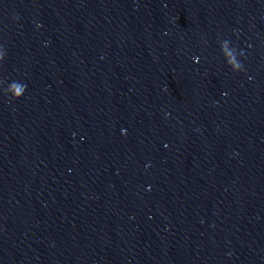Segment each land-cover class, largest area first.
I'll list each match as a JSON object with an SVG mask.
<instances>
[{"label": "clouds", "instance_id": "clouds-1", "mask_svg": "<svg viewBox=\"0 0 264 264\" xmlns=\"http://www.w3.org/2000/svg\"><path fill=\"white\" fill-rule=\"evenodd\" d=\"M17 92H19V89H17ZM15 94V93H14Z\"/></svg>", "mask_w": 264, "mask_h": 264}]
</instances>
